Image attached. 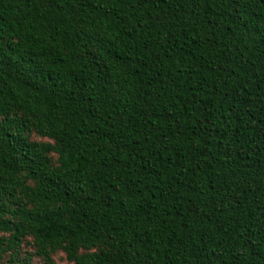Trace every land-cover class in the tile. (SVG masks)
Wrapping results in <instances>:
<instances>
[{"label": "trees", "instance_id": "trees-1", "mask_svg": "<svg viewBox=\"0 0 264 264\" xmlns=\"http://www.w3.org/2000/svg\"><path fill=\"white\" fill-rule=\"evenodd\" d=\"M0 44V264H264V0H0Z\"/></svg>", "mask_w": 264, "mask_h": 264}, {"label": "rangeland", "instance_id": "rangeland-1", "mask_svg": "<svg viewBox=\"0 0 264 264\" xmlns=\"http://www.w3.org/2000/svg\"><path fill=\"white\" fill-rule=\"evenodd\" d=\"M23 249L28 252H30L32 250V248L30 246H24ZM52 260H53V263L54 264H70L66 258H65V255L62 254V253H57L55 254L53 257H52ZM33 263L34 264H43V262L38 259V258H33Z\"/></svg>", "mask_w": 264, "mask_h": 264}, {"label": "snow or ice", "instance_id": "snow-or-ice-1", "mask_svg": "<svg viewBox=\"0 0 264 264\" xmlns=\"http://www.w3.org/2000/svg\"><path fill=\"white\" fill-rule=\"evenodd\" d=\"M3 47V45L2 44H0V48H2ZM0 60H2V57H0Z\"/></svg>", "mask_w": 264, "mask_h": 264}]
</instances>
